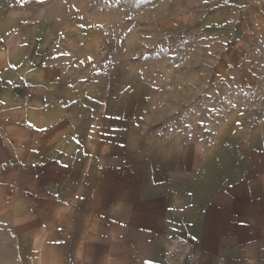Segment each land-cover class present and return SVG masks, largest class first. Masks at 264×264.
<instances>
[{
    "label": "crops",
    "instance_id": "0c3cea01",
    "mask_svg": "<svg viewBox=\"0 0 264 264\" xmlns=\"http://www.w3.org/2000/svg\"><path fill=\"white\" fill-rule=\"evenodd\" d=\"M54 29L0 0V264H264V117L152 128L170 93Z\"/></svg>",
    "mask_w": 264,
    "mask_h": 264
},
{
    "label": "rangeland",
    "instance_id": "374dc122",
    "mask_svg": "<svg viewBox=\"0 0 264 264\" xmlns=\"http://www.w3.org/2000/svg\"><path fill=\"white\" fill-rule=\"evenodd\" d=\"M2 1L79 35L87 66H117L148 79L154 97L170 93L178 109L152 128L209 130L234 113L264 117V35L254 41L255 28L244 25L248 0Z\"/></svg>",
    "mask_w": 264,
    "mask_h": 264
}]
</instances>
